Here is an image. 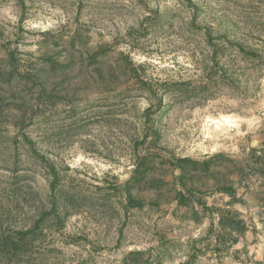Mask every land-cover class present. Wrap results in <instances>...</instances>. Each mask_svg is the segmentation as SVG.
<instances>
[{
	"label": "rangeland",
	"instance_id": "rangeland-1",
	"mask_svg": "<svg viewBox=\"0 0 264 264\" xmlns=\"http://www.w3.org/2000/svg\"><path fill=\"white\" fill-rule=\"evenodd\" d=\"M0 264H264V0H0Z\"/></svg>",
	"mask_w": 264,
	"mask_h": 264
},
{
	"label": "trees",
	"instance_id": "trees-1",
	"mask_svg": "<svg viewBox=\"0 0 264 264\" xmlns=\"http://www.w3.org/2000/svg\"><path fill=\"white\" fill-rule=\"evenodd\" d=\"M151 155L145 154V156L141 157L136 164V168L134 170L135 175L137 174H146V171L149 167V164L154 162L155 158L149 157ZM261 158V157H260ZM220 159H225L223 155H216L210 158H207L203 161L191 159V158H177L172 161V166L175 169L180 170V177L182 179L185 173L189 171H197L200 166L204 168V170H208L211 162H217ZM168 161H161L162 164L167 163ZM142 175V177H143ZM219 193L226 194L229 197L234 199V192L230 188H223ZM177 205L179 207H188L190 205L189 199H187L182 193H178L177 197ZM127 207L129 208H137L141 209L140 201H134V199L127 193L126 195ZM200 208H204V204L200 203L198 200ZM230 203V202H229ZM217 227L220 234L217 235L219 242H224L226 239L230 240V244H236L238 237L242 236L246 231V225L242 220H240L236 215L230 213L229 211H223L220 213L218 217ZM220 244L216 245V248L219 249ZM144 253H131V255L143 256Z\"/></svg>",
	"mask_w": 264,
	"mask_h": 264
}]
</instances>
